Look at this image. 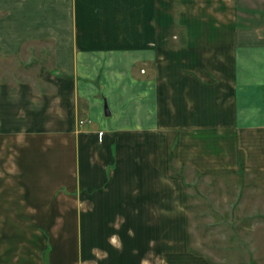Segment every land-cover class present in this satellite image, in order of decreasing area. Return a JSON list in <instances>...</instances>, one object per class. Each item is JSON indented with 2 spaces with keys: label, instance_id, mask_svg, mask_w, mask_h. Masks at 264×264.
<instances>
[{
  "label": "crops",
  "instance_id": "crops-1",
  "mask_svg": "<svg viewBox=\"0 0 264 264\" xmlns=\"http://www.w3.org/2000/svg\"><path fill=\"white\" fill-rule=\"evenodd\" d=\"M255 2L0 0V59L50 65L0 79V264H229L179 173L264 174Z\"/></svg>",
  "mask_w": 264,
  "mask_h": 264
},
{
  "label": "rangeland",
  "instance_id": "rangeland-1",
  "mask_svg": "<svg viewBox=\"0 0 264 264\" xmlns=\"http://www.w3.org/2000/svg\"><path fill=\"white\" fill-rule=\"evenodd\" d=\"M255 6L256 13L244 16L252 19V26L258 21L262 26L264 7L256 2ZM44 55L36 48L25 50L21 57L0 59V79L37 84L41 66H50L42 63ZM89 122L78 119L77 124L81 127ZM180 172L188 183L191 250L229 264H264V174L198 176Z\"/></svg>",
  "mask_w": 264,
  "mask_h": 264
},
{
  "label": "water",
  "instance_id": "water-1",
  "mask_svg": "<svg viewBox=\"0 0 264 264\" xmlns=\"http://www.w3.org/2000/svg\"><path fill=\"white\" fill-rule=\"evenodd\" d=\"M105 113L108 115V111H107V109L105 110Z\"/></svg>",
  "mask_w": 264,
  "mask_h": 264
},
{
  "label": "built area",
  "instance_id": "built-area-1",
  "mask_svg": "<svg viewBox=\"0 0 264 264\" xmlns=\"http://www.w3.org/2000/svg\"><path fill=\"white\" fill-rule=\"evenodd\" d=\"M100 135H102V133H100Z\"/></svg>",
  "mask_w": 264,
  "mask_h": 264
}]
</instances>
